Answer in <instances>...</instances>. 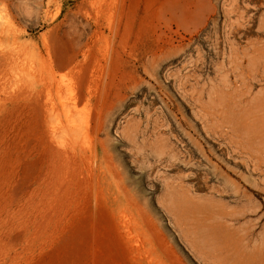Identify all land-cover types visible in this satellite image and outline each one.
<instances>
[{
  "label": "rangeland",
  "instance_id": "374dc122",
  "mask_svg": "<svg viewBox=\"0 0 264 264\" xmlns=\"http://www.w3.org/2000/svg\"><path fill=\"white\" fill-rule=\"evenodd\" d=\"M0 26V264H264V0H0ZM204 110L248 130L245 197L201 165Z\"/></svg>",
  "mask_w": 264,
  "mask_h": 264
},
{
  "label": "bare ground",
  "instance_id": "6f19581e",
  "mask_svg": "<svg viewBox=\"0 0 264 264\" xmlns=\"http://www.w3.org/2000/svg\"><path fill=\"white\" fill-rule=\"evenodd\" d=\"M5 21H7V19ZM5 23H8V22H5ZM4 25H3V28H4ZM1 32H0V34H1ZM56 46H58V45H56ZM69 48L70 49L67 51H65L67 48H64L63 51L54 50V52H56L55 53V68L57 69L56 71L64 70L67 67H69L72 70L76 69L79 75L80 74L83 75L84 74V68L81 66L80 61L77 59V57L79 55L84 56L82 47L78 43H73L72 46ZM230 52H233V51L230 50ZM107 57H108V55H107ZM42 67L44 68V65ZM39 69L41 72V67ZM29 72H30V69L28 70V73ZM37 72L35 73L33 70V74L35 73V77L37 76ZM31 73H30V75H31ZM52 73L53 72H48V75L44 76L43 80H41L42 76L39 74L40 77L37 76L39 80L37 79L36 81L38 82L41 80V83H42V81H44V79L50 75H51V78H53ZM61 74H63V73H61ZM60 76H62V75H60ZM33 77H34V75H33ZM27 85L29 86L31 84H27ZM81 87H82V84L80 85V90H81ZM37 95H38V92H37ZM78 96H80V95H78ZM80 98H78L79 101H80ZM37 99H39V97ZM81 101H80V103H81ZM46 104H44V105H46ZM61 104H64V102ZM41 105H42V103H41ZM200 117L202 120L201 131L203 132L204 137L205 138L212 137L216 140L221 141V146L225 149V152H226V155H224V156H218V155L215 156L211 153V151H209V150L204 151L203 149L200 148L199 149L200 150V157L202 160L201 165L203 166V168L205 170H207L211 174L217 176L219 178L220 184H222L223 186H225L227 184H233L235 186L234 192L238 193V195H237L238 199H240L239 197H245L246 196L245 192L244 191L239 192L238 187L230 179L229 175L231 174V170L228 168V166L226 164L229 162L239 163V164L240 163H243V164L248 163L254 167L257 166V158H256V155H255L250 143L243 139V134L246 133L248 130L246 128L239 126V125H236L232 119H228L227 117H224L220 114H217L216 112H214L212 110H204L202 113H200ZM184 150H186V149H184ZM186 152L188 153L190 151L187 150ZM160 154L165 156V157H168V158L178 159L179 155H180V151L176 148V146L174 144L168 143L165 145V147L163 149L160 150ZM188 154H189L188 156H191L190 153H188ZM235 158L238 160L237 162H234L233 159H235ZM16 188H18V186ZM19 189H20V186H19ZM19 189H16L14 191L18 192ZM259 217L260 216L258 215L256 218L258 219ZM230 219H233L232 215H230ZM253 235H254V231L252 229H246L244 231V233L242 235H240V238L245 239L246 242L249 244ZM254 252H257V255L259 254V256L264 257V237L261 238V241L258 245L252 246V253H254Z\"/></svg>",
  "mask_w": 264,
  "mask_h": 264
}]
</instances>
